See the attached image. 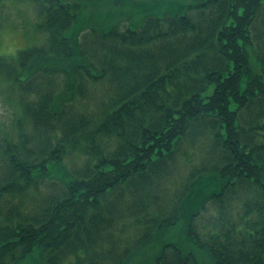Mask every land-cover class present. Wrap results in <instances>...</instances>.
<instances>
[{
	"label": "trees",
	"instance_id": "trees-1",
	"mask_svg": "<svg viewBox=\"0 0 264 264\" xmlns=\"http://www.w3.org/2000/svg\"><path fill=\"white\" fill-rule=\"evenodd\" d=\"M12 1L0 264H264V0Z\"/></svg>",
	"mask_w": 264,
	"mask_h": 264
},
{
	"label": "rangeland",
	"instance_id": "rangeland-1",
	"mask_svg": "<svg viewBox=\"0 0 264 264\" xmlns=\"http://www.w3.org/2000/svg\"><path fill=\"white\" fill-rule=\"evenodd\" d=\"M6 7H9L13 13L16 12V17L10 19L9 23H6L0 28V55L16 59L20 50L34 45L33 43L29 44L30 40H33L35 43H41L43 41V36L38 33L34 34L35 30L33 27L25 26L24 29H18L12 24L13 20H15L16 25L18 24L20 25V28H22L25 18L31 17V9L29 5L24 4L19 6V4H15L11 0ZM5 83L6 82L0 78V118H6L8 113L5 97L1 92L7 86ZM31 264H43L41 257L35 255Z\"/></svg>",
	"mask_w": 264,
	"mask_h": 264
}]
</instances>
